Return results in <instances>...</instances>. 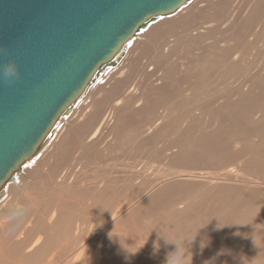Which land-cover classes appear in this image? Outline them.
I'll return each instance as SVG.
<instances>
[{
    "label": "rangeland",
    "instance_id": "obj_1",
    "mask_svg": "<svg viewBox=\"0 0 264 264\" xmlns=\"http://www.w3.org/2000/svg\"><path fill=\"white\" fill-rule=\"evenodd\" d=\"M250 4H251L250 0H231L229 3H227L225 6H223L222 12L225 10V16L224 17L226 19L229 18L231 15H235V14L240 15V19H241L240 25H242L245 21L242 18V16L244 15L245 10L248 9ZM263 21L261 20L262 23H263ZM198 26H199V24L194 23L191 26V29L192 30L197 29ZM244 26L248 27V29L246 30V37L245 38L246 39L248 38L247 40H249V41H246L244 43L242 42L240 44L241 47L238 48V50L239 51L241 50L240 51L241 53H243V51H244V53L247 56L244 57L245 60L242 59L243 64H242V62H240L242 65L239 64V67L240 66L241 67L238 68L236 71H231L230 73H228V71H226L225 70L226 68L224 67L225 64L227 65V63H230L229 61L232 59L230 57L231 51H224L223 52V53H225V55H224L225 58H227L229 56L228 57L229 59L227 58L223 61H218V62H217V60L220 59L218 56L223 55L221 52L213 53V55H215V56H216V54L218 55L216 62H215L214 57H212V54L210 52L206 53V54H211L210 59L213 58L212 59L213 64H212V62H210L211 65L207 64V62L205 63V65L207 64V66H205L206 67L205 70L207 69V71L210 73H208L207 71L204 70L205 72H203V74L206 75V77L208 76L209 79H208V77L205 79L204 78L205 76H203V77L201 76L202 79H204V80L201 79V81H204V83H205V80L207 81V86L205 85L206 86L205 94H200V97H202V99H203V101H201L202 106H206V107H204V109L201 108L202 106L197 105L198 103L201 104V102L197 103L196 97L190 98L189 100L184 101V103L182 104L181 107L178 106V105H181V103H182L181 100L185 99L184 97L186 95H192L193 93H197V92H193L192 88L195 89V87L198 84H200L201 81L199 78L192 79V82H194L195 84H192L193 87L191 85H189L192 87L190 89V87L187 88L188 85H185L186 83H183L184 82V78H183L184 76H182V75H184V74L181 73L180 76H179V74L176 75L177 77L179 76L180 81L181 80L183 81V82L181 81L182 83H180V81L178 80V83H176V84L173 83V81H172V79L175 78V77H173V74H172V77L170 78L171 81H169L170 79L167 81V87H168V85L170 87L172 84H173V86H171L170 88L168 87L169 90L168 89L163 90L164 94L167 95L165 98L162 97L165 102L167 101L168 103H170L169 100L172 102H175L176 104H178L177 106L179 107V109L177 108L178 112L180 110H183V112L184 111L188 112L187 114H185V112H184V114H185L184 115L183 112L181 111V112L177 113V117L178 116L183 117V116L179 115L181 113L182 115H184V117H186V116H187V118L190 117L189 119L192 121L191 129L187 128L189 126L188 122L185 121V122L181 123L179 126L181 131L179 133L184 132L185 130H186L185 132L188 133V130H189L190 136H192L194 133H196V131L197 132L199 131L200 133L194 134L195 135L194 137H200V136H204V137L195 138L194 140H197V139L201 140V138L205 140L206 137H209L208 138L209 140L206 139V141H208V143L209 142L210 143L209 144L208 143L203 144V143H199V141H197V142L193 141V143L197 144V147L195 144H192V146L195 145L193 148L199 149V147L203 148L204 145H206L205 148L207 149V145H208V149H211V147H212V150H215V152H210L208 154L193 153L192 155H189L187 158H182V159H186V160L191 158L190 160L194 161V163H193L190 160L189 161L187 160L188 161L187 167L192 168L191 171L193 172L192 174H194L193 175L194 177H187L186 179L180 177L177 179L175 178V180L172 178L173 180L170 179V182L168 181V179L167 180L164 179L166 174L169 173L168 171L170 169H173V167L171 166V164H172L171 159L173 157V154L177 151L176 150L177 148L175 147V146H177L176 141H175V144L172 146L169 143L168 138L167 139H160L155 143V145L152 147V149L150 148L151 150L145 149L146 151L145 150H144L145 152L142 151L143 152V153L141 152L142 154H140V153L135 154V157L138 159V163H136L135 167L132 166V165H134L132 163L134 161V159L132 160V158H131L132 156L127 154V153H129V151H126V149L121 150L120 149L121 147H116V150H119V149L120 150L116 151L115 149H113V153L111 155H113L114 157L111 156L110 152H109L108 153L109 156L108 155L107 156H101L100 157L101 159L99 158L97 164L88 166V168H90V169L86 168V170H85L86 172L85 171L84 172L87 175L82 173L83 175H81V176L84 178L88 176L89 179L88 178H86V179L80 178L79 180H77V179L72 180V183L74 184V187L77 188V191H79V189H80V191H79L80 194L82 192L81 197H78V196H80L79 193L78 194L74 193V192H77L76 188H74V187L72 188L73 189L71 191L72 193L71 192H70V194L68 193L71 196H66V195H68L67 193L65 196H66V198H69V199L73 198V199L80 201V207L81 208L77 207V209H76L77 212H76V210H75L76 207L71 206L68 209V211L65 212V214H64L65 218H63V221L59 225V227L63 228L64 231H57V232L54 231L53 234H50L48 231H35V237L38 235H43V237L45 239L44 241L47 243V244L44 243L45 251L43 250L45 253L44 256L46 259L44 258L43 259L44 261L41 260V258H42V257H40L41 255L38 257H34V258L27 257L26 255L23 256L24 254H26V252L22 253L23 249L25 251V246H28L31 243L32 239L34 238L33 233H31V235L28 237L27 241H25V243H24L25 245H24V244H21V243L15 241V237H14L22 231H11L14 235H13L12 239H8L9 244L5 248L4 258H3V256H0V264H16V263L17 264H34V263L41 264L42 262H46L48 260L47 257H49L50 254L53 255L56 252H60L61 249L62 250L66 249L65 252L61 253L62 257H66L67 254H70L71 250H73V249L75 250L80 244H82L86 240L87 237H89L91 239V241L93 240L92 237H94V239L95 240L97 239L98 241H99V239H101L99 242L98 241L95 242V240H93L92 244L90 242V245H92V248L90 246L91 250L89 248L88 254H89V256H91L92 252L98 247L99 244H101L102 248L104 250V253H105L104 260L106 261L105 262L103 260L104 262L102 261V264H114V263L115 264H119V263L120 264H166L167 255L171 252L176 251V245L166 244L164 242V240L160 237V233L163 234V233L167 232V233H172V234L176 235L177 237H184L185 235L188 234V232L190 230H193L196 228H199L200 231H202L201 234L198 233V235L195 237V240L192 242V246L197 247L195 249V251L193 250L194 253L192 252V254L194 257H196V261L198 262V264H213V263L214 264H264V78L262 77V75H264V58H263L264 56L261 55V54H264V40L260 41L262 39L263 35L262 36H259V35L255 36L254 35L255 31L260 29L261 24L259 26L258 25L256 26V24L253 26L244 24ZM190 34L191 33L189 31V35ZM223 36L225 37L226 35L224 33H222V35H217L215 38H220V37L223 38ZM179 39L181 41L180 44H178V43L175 44V43H172L171 41H168L166 43L167 48L168 47L169 48H176V51H175L174 55L172 56V61H174V62L176 61L174 64L175 65L174 68L177 67V70L173 71L174 74H176V71L178 73L181 71V69H187L188 67H190V65H191L190 59H192L193 56H195L201 52L199 49V46L194 45L193 47H191L192 43H190L189 40H186V39L182 40L183 37L179 38ZM171 40H174V39L171 38ZM213 40L214 39H209L208 41L211 42ZM233 43L234 42L232 41L231 44H233ZM245 43H246V45H245ZM166 44H164V45H166ZM171 44L173 46H171ZM259 48H261V49H259ZM253 50H255V51L257 50L256 53ZM260 50H262V51H260ZM243 54H241V55H243ZM204 55H205V53H204ZM226 55H228V56H226ZM154 56H155V53H154ZM250 56H251V58H250ZM246 57H249V58L247 59ZM206 58H209V57H207V55H206ZM255 59H258V60H255ZM203 61L205 62V60H203ZM244 61L247 64L244 63ZM145 62H146V64H149L150 60L147 58V59H145ZM188 63H190V64H188ZM182 64H184L185 66L180 67V71H179L178 70L179 66H181ZM210 66H212L211 69H210ZM217 66L218 67L221 66L218 69V71L216 69ZM153 67H155V66H153ZM153 67H150L149 70H151V68H153ZM222 68H225V69H223L222 72H220V69H222ZM261 70H263V71L261 72ZM170 72H172V71H170ZM223 72H225V73H223ZM161 74H162V72H158L156 74V76H158V78H159ZM141 76L143 77L141 72H138V76L136 74L135 83L138 82V80L139 81L141 80V78H142ZM155 78L157 79V77H155ZM160 79H161V77H160ZM197 82H199V83H197ZM160 83H161V80H159V83L156 82V84H160ZM204 83H202V84H204ZM178 84L179 85L181 84L180 87L182 90L180 89ZM194 85H195V87H194ZM171 89H172V93L168 92V91H171ZM184 89H185V91H184ZM168 96H170L171 98ZM173 97H175L176 101H174ZM167 98L169 100H167ZM171 99H173V100H171ZM178 101L179 102L181 101V103H179ZM203 102H205L206 104ZM247 103H249V104H247ZM261 104H262V106H261ZM180 108H182V109H180ZM191 108H192L193 112L187 111L188 109L190 110ZM203 110H204V112H203ZM206 110H207V112L210 110L211 111L207 114ZM160 111L162 112L163 108H161L159 110V112ZM189 112H191L192 115H189ZM199 113H201L203 115H201ZM197 115H199V117H197ZM234 116H237V117H234ZM213 117L215 118L214 120H216L215 122L211 120ZM203 118H205V119H203ZM201 119H203V120H201ZM221 119L223 121H221ZM199 120H201L203 122H199ZM204 121H205V124H204ZM214 123H215V125L213 126ZM199 124H201V125H199ZM224 124H226V125H224ZM217 127L219 130L217 129ZM225 128H227V129L224 130ZM213 129L215 131L218 130L217 134H216V132H214L215 134L211 133L212 132L211 130H213ZM235 130H236V132H235ZM202 131H204L205 133ZM207 132L210 134H208ZM175 134L174 135L177 138V133H175ZM216 136L218 139L216 138ZM107 140H111V138H108ZM215 143H217V144H215ZM201 145H203V147ZM72 149H74V150L72 151ZM72 152L75 153V154L73 153L75 156L74 155L72 156ZM80 152L81 151H79V152L75 151V148H71L69 150V152L67 153L68 157H67L66 161L59 163V166L61 167V168L59 167L60 171L57 174L59 176V178H61L60 176H65L67 174L68 175V176H66L67 178L73 179L75 173L80 172V170L82 172L84 170V165L80 162H79L80 164L78 165V163H76V162H78V160L79 161H83V160L85 161L87 158L90 160H94L93 155H90L91 156L90 158L89 157L86 158V156L82 155V153H81V157L83 156L82 158H84V157L85 158L81 160L80 159L81 157L79 156L80 154H78ZM50 153H51V150L49 149L44 154L43 158L48 157ZM70 155L72 158L70 157ZM115 155H117V156H115ZM131 155H133V154H131ZM136 155H138V157ZM207 155H209V157ZM127 156L130 157L131 159L128 158ZM74 157H76V158L74 159ZM70 159L72 161H70ZM101 161H102V163H101ZM185 161L183 160V162H185ZM128 162H130V163H128ZM178 162L179 161H177V164H178ZM98 163H100V164L98 165ZM191 163H193V164H191ZM115 164H117V165H115ZM177 164H174L176 168L178 167V165L181 166V164H178V165ZM114 165L116 166L115 169L114 168L111 169ZM66 166H67V168H66ZM91 166L93 168H91ZM130 166L132 169L130 168ZM64 167H65V169H64ZM146 167H147L148 172L147 171L144 172ZM168 168H170V169H168ZM101 169H104V170H101ZM105 169H107L108 171L106 170L107 174L103 175L105 173ZM124 169H126V170H124ZM230 169H233L232 171H234L232 175H229V173H228V171ZM236 169L239 170V173ZM43 170H42V172H45L47 170V167H44ZM135 170L139 171L141 174L140 175L135 174V172H134ZM207 171L209 173H212V174L219 171L218 172L220 174L219 179H221V180L216 181L213 179L218 184L220 183L218 187H214L213 185L208 184V182L206 181V179H208V178H205V179L201 178L203 176L208 177ZM163 172H164V174H163ZM205 172H207V174ZM220 172H222V173H220ZM236 172H237V174H235ZM127 173H129V174H127ZM226 173L228 174V176ZM42 174L43 173L40 172L38 179L35 180L38 182V183L36 182L37 184H39V183H44V184L46 183L47 184L49 182L48 183V185H49L50 183H52L54 181L59 182V180L56 178H54V180H50L51 181L50 182L49 179H47L46 176L45 177L42 176ZM108 174H109V176H108ZM161 175L163 176V178L161 177ZM234 175H238L237 178ZM244 175H246V176L244 177ZM231 176L233 178H231ZM41 178H43V179H41ZM105 178H106V181H104ZM121 178H122V181H121ZM159 178H160V181H159ZM239 178H240V180H239ZM46 179H47V181H46ZM184 179L185 180L189 179L188 181H191V183L188 181H184ZM191 179L193 180V182ZM225 179H226V181H225ZM28 180H27V183L29 185H31V184L34 185V183H33L34 176L31 178L28 177ZM80 180H82V182ZM96 180L98 182H96ZM102 180L104 182H102ZM118 180H120L121 183L118 182ZM245 180H246V182H245ZM157 181H159V182H157ZM177 181H179V182H177ZM223 181H224V183H223ZM232 181H233V183H232ZM251 181H253V182L255 181L254 183H256L257 186L255 187L253 185H250L249 182H251ZM105 182L106 183L108 182V184H107V185H109L108 188H107V186L105 187V184H106ZM109 182H111V183H109ZM237 182H239V183H237ZM243 182H245L244 185H243ZM94 183H97V185L100 187H96V184L94 185ZM103 183H105V184H103ZM179 183H180V185H179ZM185 184H187V185H185ZM237 184H239V185H237ZM93 186H95V187L93 188ZM154 186H157V188L155 191L153 190L151 192L150 189ZM229 186H231V187H229ZM101 187L103 188V192H102L104 194L103 197L101 195L102 193L100 195L94 196L96 194V191L98 190L97 192H99ZM39 188L40 187L30 190L28 194H29L30 198L35 197V199L36 198L39 200L42 199V202L43 201L45 202V199H47L49 197L48 192L46 189H44V187L40 188L41 190ZM85 188H86V190H85ZM87 188H90V190H87ZM159 188L160 189L163 188L162 189L163 191L160 190ZM226 188H228V189L226 190ZM252 188H254V189H252ZM38 189H39V191H38ZM91 189H92V191H91ZM215 189L217 190V194H216ZM218 189H220L221 194L219 193ZM210 190H214L215 192L214 191L211 192ZM31 191H32V193H31ZM226 191H228V192H226ZM149 192L151 194L147 195L146 199H143L144 203H141V204H144L142 208L137 207L136 212H134L135 209H132V210L127 209L135 201L138 202L139 200L142 199L141 197H143L146 193H149ZM163 192H165V193H163ZM87 193H88V195H87ZM207 195H209V196H207ZM213 196H215V197H213ZM216 196H221V198L218 197V198H220L221 202H219V199ZM232 197H234V198L231 199ZM254 197H256L257 200ZM259 197H261L260 201H259ZM11 198H12V200H14V202L17 199H19V197L15 196V195H12ZM238 198H240V199H238ZM211 201H214V203L210 204ZM256 201L258 202V204L254 203ZM246 202H247V204H246ZM215 203H217V205L220 206L219 207L220 209H218L217 207L215 208ZM228 203H230V205H228ZM231 203L232 204L234 203L233 207H231L232 206ZM14 204L16 205V203H14ZM122 205H126L125 209L127 211L124 210V212L126 214L123 215L124 214V212H123L122 213L123 217L118 219L116 221V223L114 222L112 224V226H111L112 232L111 231H100L101 228H103V227L106 228V224L110 221V219L114 215L117 208L119 206H122ZM94 206H96V207L98 206V207L94 208ZM228 206H230V207L227 210V212L230 211V213H229L230 216L227 213H224L223 214L224 216L219 215V217H218V214H221V211L223 212V210H225V207H228ZM255 206L256 207L258 206V207L254 210ZM83 207L85 210L83 209ZM180 207H181V209L185 208L184 210H182L183 212L180 211L181 210ZM223 207H224V209H222ZM105 208L107 210H105ZM138 208H139V211H138ZM71 209L73 212L71 211ZM248 209H250L251 212H250V210L248 211ZM239 210H240V212H239ZM92 211L94 212L93 214H92ZM140 211H141V213H140ZM258 211H259V213H258ZM102 212L104 215L102 214ZM136 213H138V214L136 215ZM75 216H76V218H75ZM139 219H141V220H139ZM225 220L228 221V223L230 225L227 224V222ZM229 220L232 222H230ZM221 221H223V222L225 221V223L227 225H222V227L220 228V231H218L217 230L218 223ZM241 221H243V223ZM69 222H72L75 225H78L79 227L83 228V231H71L73 236L75 233L74 238H76V239L74 242L70 241V242H68L69 243L68 244L67 242L61 241V243H60V241L58 240L60 238V236L64 235L67 239V235L70 233V231L65 230V226H69V224H68ZM233 222H234V224H233ZM236 223L241 224V226H239V224H236ZM120 224H121V226H120ZM177 227H179L178 231L170 230V228L175 229ZM115 228H116V230H115ZM207 228H209V229H207ZM241 228H243V229L247 228V230L242 229L243 231H241ZM98 229H99V231H97ZM113 230H114V232H113ZM168 230H170V231H168ZM244 232H246V234H244ZM4 233H7V232L6 231H0V240H3V234ZM95 237H97V238H95ZM197 238H199V243H196ZM241 239L243 242L241 241ZM231 240H232V242H231ZM137 241H139V242H137ZM157 241H159L160 249L158 252H156L154 254L153 245ZM234 242L237 243L238 247H239V250L235 253H233ZM138 243H140V245ZM146 243H149L148 244L149 248H151V250L148 253L147 252L145 253V251L147 250ZM55 244H56V246H55ZM122 245L124 247L128 248V250L134 254H129L124 249V247ZM61 246H62V248H61ZM170 246H172V247H170ZM16 248H18V249H16ZM53 248H54V250H53ZM162 248L164 250H162ZM205 249H207V252ZM106 251L108 253H106ZM211 252H213V253H211ZM46 253H48V254H46ZM111 256H112V258H111ZM19 257H21V258H19ZM23 259H24V262H22ZM113 259H115V260H113ZM59 262H61V260H57V262H53V263L59 264Z\"/></svg>",
    "mask_w": 264,
    "mask_h": 264
},
{
    "label": "bare ground",
    "instance_id": "obj_2",
    "mask_svg": "<svg viewBox=\"0 0 264 264\" xmlns=\"http://www.w3.org/2000/svg\"><path fill=\"white\" fill-rule=\"evenodd\" d=\"M230 1L231 0H192L190 3L184 5L179 11H176L175 13H173L171 15L162 16V17H155V18L150 19L144 27L140 28L137 31V34L135 35V37H133L123 47L120 54H118L117 57L114 58L110 62V64L104 66L101 69V71L90 82V84L86 88L83 95L74 104H72V106L68 112L64 113L60 117V119L56 123L53 131L51 132V134L49 136L46 147L43 148L39 153H37L31 159L27 160L22 165V168L14 175L13 179H11L7 183V185L5 186L4 192H2V194L0 195V231H6L7 232V233L3 234V240H0V256H3V258H4L5 248L9 244L8 239H12V237L14 235L11 231H22V232L18 233V235L14 236L15 241H17L21 244H24L25 241H27V239L31 235V233L34 234V236H33L34 238L32 239L31 243L28 246H25V251L23 249L22 253L26 252V254H24L23 256L26 255L27 257L34 258V257H38L41 255L40 256V257H42L41 260H43L45 258V256H44V254H45L44 253V251H45L44 243H46V242L44 241L45 239H44L43 235H38L35 237V231H48L50 234H53L54 231L55 232L64 231V229L60 228L59 225L63 221V218H65V215H64L65 212L68 211V209L71 206L76 207L75 210L77 209V207L81 208L80 207V201L73 199V198H71V199L66 198V196H71L69 194L73 190L72 188L74 187L72 180H74V179L79 180L80 178H83V179L88 178L89 179L88 176L85 178L81 176V175L85 174L86 168H88V166H90V165L97 164V162L101 156H107L109 152L111 155L113 153V149L116 150V147H121L120 148L121 150L126 149V151H129V153H127V152L126 153L129 154L130 156H132L131 157L132 160L134 159V161L132 162L134 165H132V166L135 167L136 163H138V159L135 157V154H137V153L142 154L146 150H148L150 148L152 149V147L155 145V143L160 139H167L168 138L169 143L172 146L175 144V141H176L177 146H175V147L177 148L176 149L177 151L173 154V157L171 159V163H172L171 166L173 167V169L168 168V169H170L168 171L169 173L166 174L164 179L165 180L168 179V181L170 182V179H172V178L175 180V178L177 179L180 177L185 178V179L187 177H194L193 176L194 174H192L193 172L191 171L192 168L187 167V162L191 158L187 159L188 161L186 159H182V158H187L189 155H192L193 153L208 154L210 152H215V150H212V147H211V149H208V145H207V149L205 148L206 145H204V147H203V145H201L203 148L199 147V149L193 148L195 145L197 147V144L193 143V141H196V142L199 141V143H203V144L208 143V141H206V139H208L209 137H206L205 140L202 138H201V140H198V139L194 140L195 138L204 137V136L194 137L195 136L194 134L200 133L199 131L198 132L196 131V133H194L192 136H190L189 130H188V133L185 132L186 130L184 132L179 133L181 131V129L179 127L181 123H183L185 121L188 122V125H189L187 127L188 129H191V123H192V121L189 119L190 117L189 118H187V116L184 117V115L187 114L188 112L184 111L185 112V114H184L183 110H180L179 112L182 111L184 115H182L180 113L179 115H181L183 117H179V116H178L179 118L177 117V113H179L178 112L179 107L182 106L184 101L189 100L190 98L196 97L197 103L203 101L202 97H200V94H205L207 81L205 80V83H206L205 84L204 81H201V79L203 76H205L204 77L205 79L208 77V76L206 77V75H204L203 72L207 71V69L205 70V68H206L205 66H207V64H210V62H212L213 58L210 59L211 54H212V57H214L215 62H216L218 57L220 59L222 58L221 60L218 59L217 60V62H218V61H223L229 57L228 55H226L228 57L225 58V56H224L225 53H223L224 51H231L230 57L232 59L230 61L228 60L230 63H227V65L225 64L224 67L226 69L222 68V69H220V72H222V70L225 69L226 71H228V73H230L231 71H236L238 68L241 67V66L239 67V64L240 65L243 64L242 59L245 60L244 57L247 55L244 53V51H243L244 54L241 53L240 52L241 50L239 51L238 48L241 47L240 44L242 42L244 43L246 41H249V40H247L248 38L247 39L245 38L246 37V30L248 29V27L244 26V24L245 25H252V26L255 24H256V26L257 25L259 26L261 24L260 29L255 31L254 35L255 36H257V35L262 36L263 35V37L260 41L264 40V21H263L264 20V0H250L251 4L248 7V9L245 10L244 15L242 16V18L245 20L242 25H240V22H241L240 15H237V14L231 15L227 19L224 17L225 16V10L222 12L223 6H225ZM261 20L263 21V23L261 22ZM194 23L199 24V26L197 29L192 30L191 26ZM189 31L191 33L190 34L191 36L189 35ZM222 33H224L226 36L225 37L223 36V38L222 37L215 38L217 35H222ZM182 37H183L182 40L186 39V40H189L190 43H192L191 47H193L194 45L199 46L201 54L198 53L197 55L193 56L192 59H190V63H191L190 67H188L187 69H181V71H180V67L185 66L184 64H182L181 66H179V69H178L180 72L177 73V71H176V74H174L173 71L177 70V67L174 68L175 67L174 64L176 61L175 62L172 61V56L174 55L176 48H169V47L167 48L166 43L168 41H171L172 43L180 44L181 41L179 38H182ZM171 38H173L174 40H171ZM209 39H214V40L209 42L208 41ZM232 41L234 42L233 44H231ZM164 44H166V45H164ZM245 45H246V43H245ZM171 46H173V45L171 44ZM261 48H259V49H261ZM262 50H260V51H262ZM253 51H255V50H253ZM256 51H255V53H256ZM209 52L211 54H206ZM219 52H221L223 55H219V56L217 54H216V56L213 55V53H219ZM154 53H155V56H154ZM204 53H205V55H204ZM241 54H243V55H241ZM206 55L209 58H206ZM261 55L264 56V54H261ZM147 58L150 60L149 64H146V62H145V59H147ZM246 58L248 59L249 57H246ZM250 58H251V56H250ZM203 60H205V62ZM255 60H258V59H255ZM206 62H207V64L205 65ZM240 62H242V64ZM190 63H188V64H190ZM244 63H246V62L244 61ZM212 64H213V62H212ZM153 66H155V67H153ZM212 66H210V69L212 68ZM218 66L216 68L217 71L221 67V66L220 67H218ZM150 67H153V68H151V70H149ZM170 71H172V72H170ZM262 71L263 70H261V72ZM138 72H141L143 77L141 76L142 77L141 80L140 81L138 80V82L135 83V81H136L135 77H136V74L138 76ZM158 72H162V74L160 75L161 79H160V77L158 78V76H156V74ZM181 73L184 74V75H182V76H184L183 77L184 82L182 80L181 81L183 83H186L185 85H188L187 88L190 87V89L193 87L192 84H195L194 82H192V79H194V78L200 79L201 82L198 80L200 82V84H198L196 87L194 85L195 89L192 88L193 92H197V93H193L192 95H186L184 97L185 99L181 100L182 103H181V101L180 102L178 101L179 103H181V105H178L175 102L170 101L168 98H167V100H169L170 103H168L167 101L165 102L162 97L165 98L167 95L164 94L163 90L164 89L169 90V88L171 86H173V84L170 87L168 85V87H169L168 88L167 87V81L172 77V74H173V77H175L172 79L173 83H175V84L178 83L179 76ZM208 73H210V72H208ZM223 73H225V72H223ZM178 74H179V76L177 77L176 75H178ZM155 77H157V79ZM262 77L264 78V75H262ZM208 79H209V77H208ZM159 80H161V83L156 84V82L159 83ZM202 80H204V79H202ZM169 81H171V79ZM181 81H180V83H182ZM199 82H197V83H199ZM202 83H204V84H202ZM180 85H179V87H180ZM189 85H191L192 87ZM180 89H181V87H180ZM184 91H185V89H184ZM168 92L172 93V89H171V91H168ZM168 97H170V96H168ZM173 98H174V101H176L175 97H173ZM171 100H173V99H171ZM203 103H205V102H203ZM247 104H249V103H247ZM197 105L202 106V102H201V104L198 103ZM261 106H262V104H261ZM204 107H206V106H202L201 108L204 109ZM161 108H163V111L159 112V110ZM180 109H182V108H180ZM187 111L193 112L192 108L190 110L188 109ZM210 111L207 112V110H206L207 114ZM191 112H189V115H192ZM203 112H204V110H203ZM199 114H201V113H199ZM201 115H203V114H201ZM197 117H199V115H197ZM234 117H237V116H234ZM203 119H205V118H203ZM203 119H201V120H203ZM214 119L215 118L213 117L211 120L215 122L216 120H214ZM201 120H199V122H203ZM221 121H223V120L221 119ZM204 124H205V121H204ZM199 125H201V124H199ZM214 125H215V123L213 124V126ZM224 125H226V124H224ZM217 129H218V127H217ZM226 129L227 128H225L224 130H226ZM213 130H211L212 131L211 133L215 134L214 132H216V134H217L219 129L216 131L215 130L213 131ZM202 132H204V131H202ZM235 132H236V130H235ZM175 133H177V138L175 137V135H176ZM208 134H210V133H208ZM108 138H111V140H107ZM216 138H217V136H216ZM217 143H215V144H217ZM192 144H195V145L192 146ZM71 148H75V151H77V152L81 151L80 153H78V154H80L79 155L80 157H81V153H82V155L86 156V158L87 157L90 158L91 157L90 155H93L94 160H90L88 158L85 161L84 160L83 161L78 160V162H76V163H78V165L80 163H82L84 165V170L82 169L83 170L82 172L80 170V172L75 173L73 179L67 178L66 177V176H68L67 174L65 176H60L61 178H59V176L57 175L60 171L59 163L66 161V159L68 157L67 153L69 152V150ZM49 149L51 150V153L49 154L48 157L43 158L44 154ZM73 150L74 149H72V151ZM119 150H116V151H119ZM73 153L74 152H72V156L75 154V153L74 154ZM131 154H133V155H131ZM209 155H207V156L209 157ZM111 156H113V155H111ZM115 156H117V155H115ZM136 156L138 157V155H136ZM70 157H71V155H70ZM82 157L80 158L81 160L85 158V157L84 158H82ZM75 158L76 157H74V159ZM128 158H130V157H128ZM183 160L184 161L186 160V161L183 162ZM70 161H72V160L70 159ZM177 161L180 162V163L178 162V164H181V166H179L177 164ZM191 162L194 163V161H191ZM101 163H102V161H101ZM128 163H130V162H128ZM193 163H191V164H193ZM99 164L100 163H98V165ZM174 164H177L178 167L176 168ZM115 165H117V164H115ZM115 165L111 169H113V168L115 169V167H116ZM44 167H47V170L45 172H42ZM66 168H67V166H66ZM91 168H93V167L91 166ZM130 168H131V166H130ZM64 169H65V167H64ZM88 169H90V168H88ZM233 169H230L228 171L229 175L233 174V172H234V171H232ZM101 170H104V169H101ZM106 170L107 169H105V173L103 175L107 174L108 170L107 171ZM124 170H126V169H124ZM146 171L148 172L147 167L145 168L144 172H146ZM237 171L239 173V170H237ZM40 172L43 173L42 176H44V177L46 176V178L49 179V181L54 180V178H56L59 180V182L54 181V182L50 183L49 185H48L49 182L47 184L46 183L45 184L44 183L37 184L38 182L35 180L38 179ZM134 172H135V174H138V175L141 174L139 171H136V170ZM207 172H205V173L207 174ZM218 172L219 171H217L216 173H213V174L208 172V177L203 176L201 178H204V179L208 178V179H206L208 184H211L214 187H218L220 183L218 184L217 182L214 181V180H216V181L221 180V179H219L220 174ZM222 172H220V173H222ZM127 174H129V173H127ZM163 174H164V172H163ZM235 174H237V172ZM85 175H87V174H85ZM33 176H34V181H33L34 185L33 184L29 185L27 183L28 177L31 178ZM108 176H109V174H108ZM227 176H228V174H227ZM234 176L237 178L238 175H234ZM245 176L246 175H244V177ZM161 177L163 178L162 175H161ZM231 178H233V177L231 176ZM41 179H43V178H41ZM47 179H46V181H47ZM185 179H184V181H188L190 178L188 180H185ZM239 180H240V178H239ZM80 181L82 182V180H80ZM104 181H106V178ZM104 181L102 180V182H104ZM121 181H122V178H121ZM121 181L118 180V182H120V183H121ZM159 181H160V178H159ZM159 181H157V182H159ZM225 181H226V179H225ZM96 182H98V181L96 180ZM177 182H179V181H177ZM188 182L191 183V181H188ZM192 182H193V180H192ZM245 182H246V180H245ZM245 182H243V185ZM254 182L251 181L249 183H250V185H253L256 187L257 184ZM105 183H103V184H105ZM109 183H111V182H109ZM223 183H224V181H223ZM232 183H233V181H232ZM237 183H239V182H237ZM95 184H96V187H100L97 185V183H94V185ZM107 184H108V182L105 184V187L107 186V188H108L109 185H107ZM179 185H180V183H179ZM185 185H187V184H185ZM237 185H239V184H237ZM231 186H229V187H231ZM38 187H40V188L44 187V189H46L48 192L49 197L47 199H45V202L43 201L44 203L42 202V199L41 200H39L37 198L35 199V197L30 198V196L28 194L30 190L38 188ZM94 187L95 186H93V188ZM74 188H76V187H74ZM90 188H87V190H90ZM156 188H157V186H154L150 189V191L151 192L153 190L155 191ZM39 189H38V191H39ZM162 189L163 188H161L160 190H162ZM227 189L228 188H226V190ZM252 189H254V188H252ZM85 190H86V188H85ZM218 190L220 193V189H218ZM76 191H77V188H76ZM79 191H80V189H79ZM79 191L74 192V193L80 194ZM91 191H92V189H91ZM97 191H96V194L94 196L100 195L103 192V188L101 187L99 192H97ZM210 191L212 192L214 190H210ZM226 192H228V191H226ZM31 193H32V191H31ZM66 193L67 194L69 193V194L66 195ZM163 193H165V192H163ZM81 194H82V192H81ZM81 194L78 197H81ZM150 194L151 193L149 192V193H146L143 197L140 196L142 199L139 200L138 202L135 201L127 209H131V210L135 209L134 212H136V208L137 207L142 208L144 205V204H141V203H144L143 199H146L147 198L146 196L150 195ZM216 194H217V190H216ZM12 195L19 197V199H17L14 202V200H12V198H11ZM87 195H88V193H87ZM101 195L103 197L104 194L102 193ZM207 196H209V195H207ZM213 197H215V196H213ZM216 197L221 198V196H216ZM220 198H218L219 202H221ZM233 198L234 197H232L231 199H233ZM254 198H256V197H254ZM238 199H240V198H238ZM260 199H261V197H259V201H260ZM256 200H257V198H256ZM214 201H211L210 204L214 203ZM14 203H16V205ZM254 203L258 204L257 201ZM233 204L231 207H233ZM246 204H247V202H246ZM228 205H230V203H228ZM97 207L94 206V208H97ZM216 207L218 209H220L219 208L220 206H218L217 203H215V208ZM229 207L230 206L225 207V210H223V212L220 210L221 214H218V217H219V215L224 216L223 215L224 213H227L230 216V214H229L230 211L227 212ZM257 207L255 206L254 210ZM125 208H126V205L119 206L117 208V210L115 211L114 215L112 216V218L110 219V221L106 224V228L103 227V228H101L100 231H111L112 232V229H111L112 224L114 222L116 223V221L118 219L122 218L123 215L126 214L124 212V210H126ZM139 208H138V211H139ZM83 209H84V207H83ZM180 209H181V207H180ZM184 209H181L180 211L183 212L182 210H184ZM222 209H224V207ZM105 210H107V209L105 208ZM249 210L250 209H248V211ZM71 211H72V209H71ZM76 212H77V210H76ZM123 212H124V214L122 215ZM239 212H240V210H239ZM250 212H251V210H250ZM93 213L94 212L92 211V214ZM140 213H141V211H140ZM258 213H259V211H258ZM102 214H103V212H102ZM137 214L138 213H136V215ZM75 218H76V216H75ZM139 220H141V219H139ZM225 221L224 222L221 221L218 223V227H217L218 231H220V228L222 227V225L229 224L228 221H226L227 224L225 223ZM230 222H232V221H230ZM241 222L243 223V221H241ZM68 224H69V226H65V230L70 231V233L67 235V239L64 235L63 236L61 235L60 238L58 239L60 241V243H61V241L67 242V243L70 241L74 242L76 239V238H74L75 233L73 236L71 231H83V228L79 227L78 225H75L72 222H69ZM233 224H234V222H233ZM236 224H239V223H236ZM120 226H121V224H120ZM239 226H241V224H239ZM178 228L179 227H177L175 229L170 228V230L178 231ZM207 229H209V228H207ZM242 229L243 228H241V231H243L245 229L247 230V228H244L243 230ZM115 230H116V228H115ZM170 230H168V231H170ZM97 231H99V229ZM113 232H114V230H113ZM201 233H202V231H199V234H201ZM244 234H246V232H244ZM92 238H93V240H95L94 237H92ZM95 238H97V237H95ZM100 240L101 239H99V241ZM92 241L89 237H87L86 240L82 244H80L75 250L74 249L71 250L70 254H67L66 257H62V255H61L62 252L66 251V249H64L65 247L63 248L64 250L61 249L62 251L60 250V252H56L53 255H51L48 252L51 256L49 255V257H47L48 260L46 262H42L41 264H54L53 262H57V260H61V262H59V264H102V261L104 260V257H105V253H104V250H103L101 244H99L98 247L92 252L91 256H89V254H88V250H89L90 246L92 248V245H90V242L92 244ZM96 241H98V240L96 239L95 242ZM241 241H242V239H241ZM137 242H139V241H137ZM231 242H232V240H231ZM196 243H199V238L196 239ZM138 244L140 245V243H138ZM148 244L149 243H146L147 250L145 251V253L146 252L148 253L151 250V248H149ZM55 246H56V244H55ZM62 246H61V248H62ZM170 247H172V246H170ZM189 247H190V251L193 253H194L195 249L197 248V247H194L192 245H189ZM91 248H90V250H91ZM16 249H18V248H16ZM53 250H54V248H53ZM162 250H164V249L162 248ZM205 250L207 252V249H205ZM238 250H239L238 244L234 242L233 253L237 252ZM48 253H46V254H48ZM106 253H108V252L106 251ZM211 253H213V252H211ZM192 257H193L192 264H198V262L196 261V257H194L193 254H192ZM19 258H21V257H19ZM111 258H112V256H111ZM113 260H115V259H113ZM22 262H24V259ZM34 264H39V263H34Z\"/></svg>",
    "mask_w": 264,
    "mask_h": 264
},
{
    "label": "water",
    "instance_id": "obj_3",
    "mask_svg": "<svg viewBox=\"0 0 264 264\" xmlns=\"http://www.w3.org/2000/svg\"><path fill=\"white\" fill-rule=\"evenodd\" d=\"M192 0H0V195L101 69ZM15 61L20 77L2 78Z\"/></svg>",
    "mask_w": 264,
    "mask_h": 264
},
{
    "label": "clouds",
    "instance_id": "obj_4",
    "mask_svg": "<svg viewBox=\"0 0 264 264\" xmlns=\"http://www.w3.org/2000/svg\"><path fill=\"white\" fill-rule=\"evenodd\" d=\"M20 77V71L18 65L15 61H9L2 72V78L6 83H15ZM200 229L196 228L190 230L188 234L184 237H177L172 233H160V237L164 240L166 244L176 245V251L171 252L166 257V264H192V252L190 251L189 245L195 240ZM123 246V245H122ZM124 247V246H123ZM154 254L159 251L160 244L159 241L155 242L153 245ZM124 249L129 254H134L124 247Z\"/></svg>",
    "mask_w": 264,
    "mask_h": 264
}]
</instances>
